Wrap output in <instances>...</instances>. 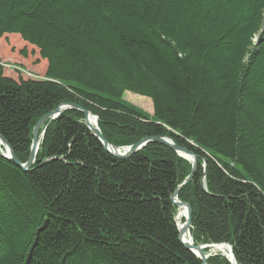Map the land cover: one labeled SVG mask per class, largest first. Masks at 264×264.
Segmentation results:
<instances>
[{"label": "trees", "instance_id": "obj_1", "mask_svg": "<svg viewBox=\"0 0 264 264\" xmlns=\"http://www.w3.org/2000/svg\"><path fill=\"white\" fill-rule=\"evenodd\" d=\"M63 104L97 116L116 148L162 137L193 153L178 200L194 246L264 264V0H0V135L22 164ZM4 151L0 264H203L180 241L173 201L193 164L171 148L117 159L70 110L31 170Z\"/></svg>", "mask_w": 264, "mask_h": 264}, {"label": "water", "instance_id": "obj_2", "mask_svg": "<svg viewBox=\"0 0 264 264\" xmlns=\"http://www.w3.org/2000/svg\"><path fill=\"white\" fill-rule=\"evenodd\" d=\"M70 110L79 111V112L84 113L85 124L88 127V129L103 144L106 151L109 154H111L113 157H116L117 159L126 160V159L130 158L131 156H133L134 154L141 151L143 148H145L150 143L162 144L164 146L171 148L172 150L177 152V154H179V155L185 154V155H188L192 158L191 160H189V159L183 157L184 159L193 163V169H192L190 176L178 188V190L176 191V193L173 197L174 204L177 206L178 210H180L181 207L186 209V217H185V224H184L183 232H185L186 230L190 231V228L192 226V217H193L192 208L189 204L180 202L178 200V197H179V193H180L181 189L191 183V181H192V179H193V177L197 171V168H198L197 157L193 153L176 146L174 144V142L168 138H162V137L146 138V139H143L142 141H140L138 144L133 145V146L128 147V148H116V147L112 146L111 144H109L105 140V138H104L99 126H98V117L97 116L92 115L90 112L85 111L76 105L63 104L59 108H57L56 110H54L51 113L44 116L38 122V124L35 126L34 131H33L31 155H30L29 161L26 164H22L17 159L14 151L12 150V148L10 147L8 142L0 135V144L4 147V149L6 151L5 153H2V156L5 157L10 162L14 163L16 166H18L20 169H22L25 172L31 170V168L35 164L37 152H38V149L40 146V140L43 139L46 129L60 115H62L66 111H70ZM91 117L96 119V125L95 126H92L90 123ZM48 121H50V122L46 125L44 132L40 135V130H41L42 126L45 125ZM205 167H206V164H205ZM180 241L187 250L191 251L195 256H197L199 259H201L203 264H207V257L205 256L204 251H203L205 248H207V246H194L192 242L188 243V242L183 241L181 232H180ZM224 246H226V245H224ZM228 247L231 250V253H233L232 248L230 246H228ZM230 260L232 261V263L234 261L236 264V260L233 256V254H232V258H230Z\"/></svg>", "mask_w": 264, "mask_h": 264}, {"label": "bare ground", "instance_id": "obj_3", "mask_svg": "<svg viewBox=\"0 0 264 264\" xmlns=\"http://www.w3.org/2000/svg\"><path fill=\"white\" fill-rule=\"evenodd\" d=\"M8 68H12V66H8ZM140 99H141V101H143V102L148 103L149 105H151L152 111L154 112V110H153V103H152V101L150 99L144 98V97H142ZM90 123H91L92 126H95L96 125V119L91 117L90 118ZM179 156L182 157V158L185 157V158H187L189 160L192 159L190 156L185 155V154H181ZM185 217H186V209L183 208V207H181L180 210H178V214L176 216V223L178 224L179 232L182 233V239H183V241L188 242V243H191L192 242L193 245H194V241H193L192 234H191V229H190V231L186 230L185 232H183V228H184V224H185L183 220H185ZM203 246H207V248H210V253H207L206 254L204 252L205 256L207 257V260L211 256L218 255V254H221L222 256L227 257L229 260H230V258H232V254L233 253H231V250L228 247L229 245H227V244H226V246H224V244H222V245H215V244H213V245H203ZM207 248H205V249H207ZM211 251H217L218 253L217 254H212ZM230 262L232 263L231 260H230ZM232 264H235V262L233 261Z\"/></svg>", "mask_w": 264, "mask_h": 264}, {"label": "rangeland", "instance_id": "obj_4", "mask_svg": "<svg viewBox=\"0 0 264 264\" xmlns=\"http://www.w3.org/2000/svg\"><path fill=\"white\" fill-rule=\"evenodd\" d=\"M1 50H2V53L3 54H6V49L1 46ZM1 61L4 63V65L6 66V68H8V66H12V69L13 67H18L17 64H14V63H11L3 58H1ZM8 70H11V68H8ZM131 96V97H130ZM142 98L141 96H138L136 94H133V93H130V92H127L124 96V100L136 107H138L139 109L143 110L144 112H146L147 114H149L150 116H153L154 115V112L152 111V107L151 105H149L148 103H145L143 101H141ZM46 125H43L41 130H40V135L44 132L45 128H46ZM193 164V163H192ZM212 254H217L218 252L217 251H211Z\"/></svg>", "mask_w": 264, "mask_h": 264}, {"label": "crops", "instance_id": "obj_5", "mask_svg": "<svg viewBox=\"0 0 264 264\" xmlns=\"http://www.w3.org/2000/svg\"><path fill=\"white\" fill-rule=\"evenodd\" d=\"M2 62V61H1ZM3 63V62H2Z\"/></svg>", "mask_w": 264, "mask_h": 264}]
</instances>
